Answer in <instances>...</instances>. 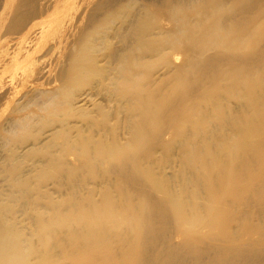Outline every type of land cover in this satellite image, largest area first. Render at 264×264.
Masks as SVG:
<instances>
[{
    "label": "rangeland",
    "instance_id": "1",
    "mask_svg": "<svg viewBox=\"0 0 264 264\" xmlns=\"http://www.w3.org/2000/svg\"><path fill=\"white\" fill-rule=\"evenodd\" d=\"M56 1L35 0L37 6L33 11L46 19L49 6ZM169 2L177 8L175 15L190 16V28L181 27L180 20L171 17ZM201 2L74 0L68 17L61 23L51 22L53 25L48 28V33L56 28L58 35L47 34L43 41L31 47L27 58L21 62L20 69L27 72L19 71L26 74L29 81L28 77L24 78V82L22 78L23 84L19 85V79L20 82L14 86L17 88L14 97L0 92V218L8 219L4 225L9 228L16 222L23 229L22 232L29 236L23 235V232L20 234L23 238H29L28 241L34 246L37 243L38 247L42 245L43 252L47 251V254L43 253L47 257L41 254V258L27 250L31 255L26 254L33 262L42 264L46 258L45 264H137L138 254L129 251L131 247H128V243L117 239L116 231L122 228L125 232L127 224H133L132 231L139 229L146 218L144 212L147 213L151 207L148 201L151 193L165 213L167 227L163 226V229L169 230L165 235L170 247H175L173 255L182 252V255L188 256L185 264H223L225 257V261H219V257L223 255L221 252L224 248L225 253L233 257V261L224 264H237L242 259L264 264V200L261 199L259 207L257 203H251L260 200L258 194L264 189L262 159H254L255 162L247 169L241 164V171L234 168L238 172L229 174L233 179L226 185L223 181L203 184V189L198 193L203 197L196 200L192 195L194 189L200 182H205L208 174L196 169L193 164H187L185 146L178 141L174 128L158 124L153 131L155 134L152 133L159 138L158 144L151 147L143 143L144 147L139 148L142 140L129 129L133 121L128 124V112L119 96L122 92L118 91L112 96L99 72L114 68L110 83L113 75L118 74L119 62H115L114 56H127L131 51H139L153 62V66L147 70L149 72L146 71L152 80V90L159 95L169 92L172 82L179 77L177 69L172 70L170 63L178 68L185 64L186 59L177 46L172 47L176 44L173 38L188 31L200 30L206 24ZM5 6L7 0H0V15ZM1 21L0 53L4 52V46L12 52L17 43L18 27L11 25L14 28L11 31V22ZM145 25L149 30L150 46L161 45L162 48L171 49L166 48L162 52L161 49L143 47L140 50L138 45L143 42L142 29ZM94 37H98L95 44L97 49L95 45L91 48ZM239 54L242 57L244 51ZM163 56H170L166 59L169 65L163 62L166 61ZM22 73H19L20 78L23 77L20 75ZM219 80L226 81L224 77ZM219 80L215 82L219 83ZM148 94L147 90L133 92L135 98H146ZM83 97L88 99L85 105L80 102ZM245 99L242 98L244 105L238 101L239 107L233 102L234 107L245 106H241L244 111L250 102ZM254 109L252 107L248 111L255 112ZM248 111L252 115L253 112ZM104 112L110 113L108 119H104ZM252 128L254 126L249 130ZM224 131L220 129L216 133ZM253 169L256 172L252 174ZM186 173L192 178L191 182L185 180ZM241 178L245 180L242 188L238 187ZM183 187L189 190V196L184 194V198L181 194ZM221 188L230 191V195L222 201L218 195ZM79 204L80 208L94 209L97 214L92 215L98 217V214H104L105 218L110 219L102 227L104 242H95L102 245L97 247L96 244L87 243L83 244L85 248L80 247L78 251V246L70 243L92 236L91 232L81 231L85 221L72 219L81 214L76 206ZM8 207H11L9 213V209L6 210ZM65 216L71 218V222ZM47 217L55 219L49 220ZM35 221H39L40 225ZM55 221L53 226L57 224L54 227H59L58 234L54 233L56 231L51 234L48 228L51 227L50 222ZM67 224L72 226V230ZM41 225L48 227V232ZM41 228L45 230L44 233ZM9 233L14 236L12 230ZM55 234L59 238L54 241L57 245L54 249H58L56 252L51 249L52 246H47V237ZM39 237L48 243L37 241ZM52 242L51 245L54 244ZM185 242H188V247H181ZM227 247H231V250H226ZM48 248L55 255H51ZM82 250L87 252L88 257L83 255L85 252Z\"/></svg>",
    "mask_w": 264,
    "mask_h": 264
},
{
    "label": "bare ground",
    "instance_id": "2",
    "mask_svg": "<svg viewBox=\"0 0 264 264\" xmlns=\"http://www.w3.org/2000/svg\"><path fill=\"white\" fill-rule=\"evenodd\" d=\"M73 1L74 0H57L54 4L49 6V14L45 19L39 13L33 11L39 1L36 2V4L35 0H7V6H5V9L0 15V21L8 20L11 23L16 22V24L14 23L15 25L10 23L9 27L11 25L18 27L16 30H19V33L16 34L18 37H14L17 43H14L15 48L13 51L9 52L7 50L8 47L6 48L4 46V52L1 51L0 53L1 93L3 92L6 96L14 97L15 93H17L15 90L17 88H14V86L16 87L15 84L20 81L22 82V80L24 82V78L28 77L26 74L23 75L22 73H26V69H20L21 62L27 58L31 47L43 41V38H45L47 34H49V36L53 33L58 35L56 28L53 32L49 30L51 33H48V28L53 25L51 22L58 21L61 23L68 17L70 14V6ZM201 5L206 24L200 30L188 31L185 35L179 37L175 36L173 38L176 40V44L172 47L177 46L179 50L185 54V64L176 68L173 63H170V65L168 64L167 60L170 56H167V58L163 56L165 60L167 59L166 61H163L164 59L162 58L164 63L166 62L169 66H173H171L172 70L177 69V75H179L177 80L172 82V87L169 92H163L159 95L158 92L152 90V80L148 78L147 75L149 73L147 74L146 71L153 66V62L139 51H131V54L127 56L124 54L114 56L115 62H119L117 66L118 74L115 73L113 75V81L110 83L111 71L114 70V68L110 67L105 68L106 71L105 69L99 71L112 96L118 91L122 92L119 96L122 100V106L128 112V122L133 121L131 124L130 122L128 123L130 124L129 129L142 140V143L139 144V148L144 147L143 143H147L151 147L158 144L159 138L152 135L158 124H166L174 128L175 134L179 137L178 141L183 142L185 146L184 153L187 158V164H193L196 169H202L208 174L205 182H200L194 189L192 195L196 200L201 199L199 197L202 195L200 194L199 196L198 193L203 189V184L207 182L223 181L226 185L232 181L233 176H229V174L236 171L234 168L238 169L243 165V167L246 166L245 169H247V167L250 168L253 162H255L254 159L260 158L262 159V167H264V0H202ZM168 8L173 15L171 17L180 20L181 27L190 28L191 18L189 15H175L177 8L172 2H169ZM252 20L253 22H251ZM12 26L10 28H12ZM13 29L14 28H12L11 31ZM142 33L143 42L138 45L140 50L145 47L147 49H161L163 52V50L167 48H162L161 45L150 46L148 42L149 30L147 25L142 29ZM97 38L98 37H94L95 43L92 40L91 48L96 44ZM106 39L103 41L105 42ZM96 47L95 45V49H97ZM115 51L116 49L114 52ZM241 51H244V55L239 57L238 55H240L239 52ZM19 73H22L20 75L23 77L20 78ZM28 74L29 73H27V75ZM217 77L218 79H216ZM221 77H224L226 84L223 85V83H225L222 81L223 78L221 80L223 83L220 84L221 81L219 78ZM218 80L219 83H216ZM28 81L29 77L27 82ZM21 82L19 85L23 84V82ZM163 82H165V80ZM140 90H147L150 95L148 94L146 98H135L133 92ZM157 96H162V98H157ZM244 97L250 101H248V105L251 109L252 107L253 109L255 108V112H249L248 110L250 108L247 109V104V110H242V108L245 107L242 106L244 105L242 102L244 101L242 100ZM8 101L9 100L6 102ZM238 101L242 104L240 105V108L242 106L241 109L238 108ZM80 102H83L82 104L85 105L88 99L83 97ZM233 102L235 104L237 103L238 107L236 105V107H234ZM247 111L249 113L253 112L252 115H249ZM109 116V112L103 113L104 119H108ZM252 126H254V128L249 130ZM220 129H224L225 131L223 133H216V131ZM255 139L257 141L253 144ZM248 146H252L253 148H248ZM241 164L242 166H240ZM243 169L244 168H242V170ZM238 170L236 172H238ZM239 171H241V169ZM255 172L256 171L253 169L252 174ZM185 180L191 182L192 178L186 173ZM239 181L238 187H241L245 180L242 179L241 181L243 182ZM263 185L261 187H263ZM181 190L183 198L184 194L189 196V190L184 187ZM261 192L262 193L258 194L260 200L251 201L253 205L256 203L257 206L262 204L260 201L261 199L264 200V189H262ZM149 195L148 201L151 207L147 213L144 212L146 218L140 223L141 226L139 229L132 231L131 228L133 224H127L126 227L122 225V227H125L124 229L127 228V230L124 232L122 228L121 230L123 231H118L117 229V239L125 244L128 243V247H131L129 251L133 250L136 252H132V254H138V258L136 257L137 264H185L186 261L184 260H186L188 256L182 255V252L173 255L174 252H172V250L175 247H170V243L167 242V236L165 234H168L169 230L163 229V226L167 227V220L162 210V205L151 197V193H149ZM218 195L219 199L222 201L230 195V191H224L223 188H221V190H218ZM251 199H253V197ZM253 200L257 199L255 198ZM76 206L80 208V204ZM218 206L220 207V205ZM10 208H6V210L9 209L7 212L10 211ZM80 211L81 214L79 213ZM80 211L78 212L79 216L73 217L72 219L76 220L80 218L85 221V227L81 231L85 233L91 232L92 236L88 235L85 239L70 241V243L73 242L71 243L73 246H78V251L80 247H84L83 244L93 243L97 245L98 242L100 243L103 241L104 230H102V227L110 220L107 219L108 217L105 218L104 214H101V216L98 214L100 217L92 215L96 213L92 208L82 206ZM66 216L64 218L69 217V215L68 217ZM55 218H57V216ZM55 218L48 219L53 220ZM70 219L71 218H68L67 221L69 222ZM7 220V218H0V264H41L38 263V261L33 262L31 260L32 258L29 259L28 254H31L27 250H31L32 254L35 253L36 256L42 254V257H47V255L43 256L47 251L43 252L44 249L42 245L40 244L41 246L38 247V243L35 244L38 240H44L45 242L46 240L44 238H46V236H42L44 237L43 239H40V236L34 243V246L32 242L30 243L28 241L29 238L27 239L25 237V239L21 236L24 231L22 232L23 229L19 228L16 222H14L10 228L8 226L7 228L4 225V221ZM40 221H42V219H40ZM56 221L50 222L51 224L48 223L50 224L49 227L51 226L50 228L44 227L43 225L41 226L43 229L45 228V230L48 228L51 234L54 231H56L54 233L58 234L59 227L57 229L54 227L57 224L53 226V223H56ZM38 223L40 225L39 221L36 222L37 225ZM43 223H45V221ZM68 227L67 230L69 229ZM70 228L72 230V226H70ZM43 229L41 228L40 230L44 233L45 230L43 231ZM10 230H12V235H16L15 237L10 236ZM48 230L46 231L48 232ZM39 232L41 231H38V233ZM23 235H26V233ZM26 236L29 237L28 234ZM54 236H52V238L49 236L47 237L49 243L46 241L48 243L47 246H52L51 249H54L55 246L57 247L54 241H57L56 238L58 235L55 236V240ZM48 238L50 239L48 240ZM50 240L54 242V246L51 245ZM75 243L76 245H74ZM99 245H97V247ZM45 246L46 245H44V247ZM181 247H188V242H185ZM39 248H41L42 251ZM230 248L231 247H227L226 250ZM51 249L50 253L53 252ZM56 249H54V251ZM78 251H75V253L77 254ZM83 251L84 250H82V252ZM26 252L28 254H26ZM82 252H80V254ZM225 252L224 248L221 252L223 255L219 257V261H225V259L227 263L233 261V257ZM86 254L87 252H85V254L83 253V255L88 257ZM51 255L55 254L51 253ZM71 255H73V253ZM90 255L91 254H89V256ZM251 258L254 260L253 256H251ZM45 259H43L44 262ZM44 262H42V264ZM236 263L254 264L250 262L249 259H242V262ZM229 264H233V262Z\"/></svg>",
    "mask_w": 264,
    "mask_h": 264
}]
</instances>
